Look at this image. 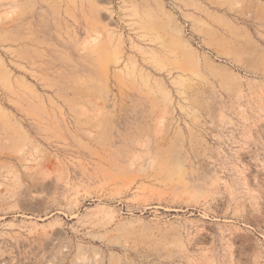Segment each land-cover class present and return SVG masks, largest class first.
<instances>
[{
    "label": "rangeland",
    "instance_id": "obj_1",
    "mask_svg": "<svg viewBox=\"0 0 264 264\" xmlns=\"http://www.w3.org/2000/svg\"><path fill=\"white\" fill-rule=\"evenodd\" d=\"M0 264H264V0H0Z\"/></svg>",
    "mask_w": 264,
    "mask_h": 264
}]
</instances>
